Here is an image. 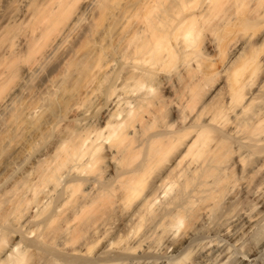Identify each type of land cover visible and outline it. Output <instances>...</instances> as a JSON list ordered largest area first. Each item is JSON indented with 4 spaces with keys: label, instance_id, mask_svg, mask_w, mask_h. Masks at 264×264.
<instances>
[{
    "label": "bare ground",
    "instance_id": "1",
    "mask_svg": "<svg viewBox=\"0 0 264 264\" xmlns=\"http://www.w3.org/2000/svg\"><path fill=\"white\" fill-rule=\"evenodd\" d=\"M0 264H264V0H0Z\"/></svg>",
    "mask_w": 264,
    "mask_h": 264
}]
</instances>
